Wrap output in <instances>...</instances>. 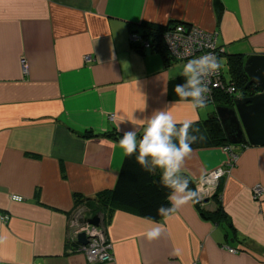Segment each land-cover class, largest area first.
Listing matches in <instances>:
<instances>
[{
    "label": "crops",
    "instance_id": "1",
    "mask_svg": "<svg viewBox=\"0 0 264 264\" xmlns=\"http://www.w3.org/2000/svg\"><path fill=\"white\" fill-rule=\"evenodd\" d=\"M143 23L211 32L225 63L264 54V0H0V264H90L70 250L79 206L105 225L113 260L99 264H264V190L252 193L264 189V146H231L238 157L218 197L200 206H221L218 221L193 199L157 221L114 204L105 222L76 204L114 186L123 131L139 139L161 109L178 125L209 114L170 96L186 62L131 43ZM225 147L193 149L182 169L190 183L227 166ZM153 222L163 231L149 240Z\"/></svg>",
    "mask_w": 264,
    "mask_h": 264
},
{
    "label": "trees",
    "instance_id": "2",
    "mask_svg": "<svg viewBox=\"0 0 264 264\" xmlns=\"http://www.w3.org/2000/svg\"><path fill=\"white\" fill-rule=\"evenodd\" d=\"M217 8L220 7L218 1L215 2ZM170 25H155L150 23H143L142 27L145 28L143 37L150 39L154 44V48L159 50L166 62L170 59L163 44L162 35L164 31ZM187 26V25H185ZM244 56L242 54H230L227 56L226 64L228 68L229 79L227 83L234 90L233 93L227 92H215L214 97V109L206 116L200 123H194L193 128L199 129V133L203 134L204 139L192 144V149L200 147H224L227 145L233 146L236 144L248 145L243 136L236 137V131L227 133L221 124L220 117L217 113L219 108L232 107V101L236 96H248L253 95L259 91V89L253 85L246 86L248 78L243 71ZM184 77H177L170 80L169 87L170 96L176 95L173 88L175 84L183 83ZM179 127V125H178ZM191 132V130H190ZM138 153H133L130 156L124 154L116 181L112 189L102 191L97 197L90 199L83 197H76V204L84 203V206L91 212L105 213L104 220L106 222L111 207L114 204L124 206L135 211L140 217L157 221L164 217L157 214V209L163 204L166 207H170L166 197L168 189L164 188L160 181V174L157 169H153L151 172L146 171L145 167H151L150 162L145 167H142L136 160ZM189 188L194 190L193 183L189 184ZM218 197L215 195L213 199ZM218 199V198H217ZM194 203L199 204L196 198H193ZM171 211L168 215H170ZM202 217L209 218L211 220H220L225 218L224 212L221 206L211 213L200 210ZM74 248V246H72Z\"/></svg>",
    "mask_w": 264,
    "mask_h": 264
},
{
    "label": "clouds",
    "instance_id": "3",
    "mask_svg": "<svg viewBox=\"0 0 264 264\" xmlns=\"http://www.w3.org/2000/svg\"><path fill=\"white\" fill-rule=\"evenodd\" d=\"M166 42L173 47L172 40L166 36ZM221 67L219 59L213 53H207L187 61L183 65V83L175 84L173 91L180 101L190 103L193 110L204 109L207 104L209 89L203 77L210 75ZM193 120H184L179 124L166 109L156 110L147 121L143 135L137 138V131H123L119 146L126 156L138 153L137 162L145 167L150 162L151 167L146 171L160 170V181L168 189L167 201L170 207L163 204L157 209V214L166 217L175 208L198 197L196 190L190 189V179L185 172L184 163L193 151L192 144L202 141L205 137L199 129L193 128ZM191 130V132H190ZM147 230L146 238H158L163 227L155 222Z\"/></svg>",
    "mask_w": 264,
    "mask_h": 264
},
{
    "label": "built area",
    "instance_id": "4",
    "mask_svg": "<svg viewBox=\"0 0 264 264\" xmlns=\"http://www.w3.org/2000/svg\"><path fill=\"white\" fill-rule=\"evenodd\" d=\"M166 36L171 38L173 44L172 48L166 42ZM129 38L132 44H139L142 47H155L150 39L143 37L141 34L132 32ZM162 40L171 62L181 61L187 63L188 60L197 58L207 53L215 54L220 61V56L223 53V49L217 46L215 35L213 33L202 30L193 25L185 26L180 23L172 24L164 31ZM85 60H89V56H85ZM23 70H26L24 64ZM203 79L205 83H207L209 89L206 106L214 105L215 97L213 94H215V92H234V90L227 83V80L224 78L221 67L214 73L205 75ZM224 150L228 154L227 166L211 171L194 183V190L199 193L196 200L200 205L203 203L199 201V198L217 187L219 178L225 173L228 167H231L235 163L238 157V155L233 151V147L226 146ZM263 190L264 189L261 185H254L252 188L253 198L257 199L262 194ZM12 199L20 201L21 197L13 195ZM83 212L84 208L79 206L74 210V214L72 218H70L71 222L68 238L70 250L83 252L90 264L112 261L113 255L111 252V244L105 234V225L102 224L101 221L98 225H92L82 221L83 218H87L84 216L85 214H82ZM0 219L2 221H6L8 216L0 215ZM81 234L84 235L86 243H80L78 241V237ZM72 246H74V248H72Z\"/></svg>",
    "mask_w": 264,
    "mask_h": 264
},
{
    "label": "water",
    "instance_id": "5",
    "mask_svg": "<svg viewBox=\"0 0 264 264\" xmlns=\"http://www.w3.org/2000/svg\"><path fill=\"white\" fill-rule=\"evenodd\" d=\"M243 71L248 81L246 86L253 85L259 91L253 95L236 96L232 101V107L218 109L224 131L232 133L236 131V137L243 136L248 145L264 146V54H252L243 64ZM217 194V187L202 195L199 201L202 203L213 199ZM83 215L86 214L84 209ZM82 221L92 225H98L97 215L83 218ZM78 241L86 243L83 234Z\"/></svg>",
    "mask_w": 264,
    "mask_h": 264
},
{
    "label": "rangeland",
    "instance_id": "6",
    "mask_svg": "<svg viewBox=\"0 0 264 264\" xmlns=\"http://www.w3.org/2000/svg\"><path fill=\"white\" fill-rule=\"evenodd\" d=\"M220 62H221V68H222V72H223L224 77L226 79H229V74H228V71H227L228 68L226 66V63H225L224 59H221ZM205 109L207 110L208 113H210L214 109V107H213V105H208V106L205 107ZM219 109H222V108H219Z\"/></svg>",
    "mask_w": 264,
    "mask_h": 264
}]
</instances>
